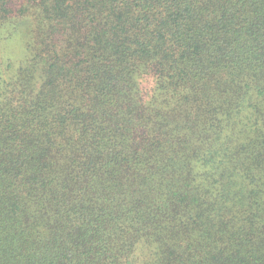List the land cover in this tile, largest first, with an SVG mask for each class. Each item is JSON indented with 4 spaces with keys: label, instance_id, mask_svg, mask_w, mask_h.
Segmentation results:
<instances>
[{
    "label": "trees",
    "instance_id": "trees-1",
    "mask_svg": "<svg viewBox=\"0 0 264 264\" xmlns=\"http://www.w3.org/2000/svg\"><path fill=\"white\" fill-rule=\"evenodd\" d=\"M29 2L0 264H264V0Z\"/></svg>",
    "mask_w": 264,
    "mask_h": 264
},
{
    "label": "rangeland",
    "instance_id": "rangeland-1",
    "mask_svg": "<svg viewBox=\"0 0 264 264\" xmlns=\"http://www.w3.org/2000/svg\"><path fill=\"white\" fill-rule=\"evenodd\" d=\"M29 1L11 0L10 22L0 24V85L12 80L30 56L28 44L34 29V8Z\"/></svg>",
    "mask_w": 264,
    "mask_h": 264
}]
</instances>
